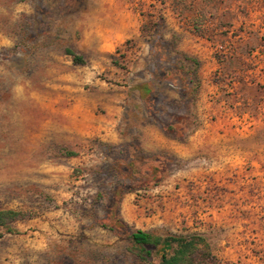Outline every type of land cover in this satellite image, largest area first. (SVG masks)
I'll use <instances>...</instances> for the list:
<instances>
[{
	"label": "rangeland",
	"instance_id": "rangeland-1",
	"mask_svg": "<svg viewBox=\"0 0 264 264\" xmlns=\"http://www.w3.org/2000/svg\"><path fill=\"white\" fill-rule=\"evenodd\" d=\"M8 209L0 264H264V0H0Z\"/></svg>",
	"mask_w": 264,
	"mask_h": 264
},
{
	"label": "trees",
	"instance_id": "trees-1",
	"mask_svg": "<svg viewBox=\"0 0 264 264\" xmlns=\"http://www.w3.org/2000/svg\"><path fill=\"white\" fill-rule=\"evenodd\" d=\"M70 54H73L68 50ZM76 61L81 57L74 55ZM26 215L15 210H0V225L23 219ZM132 244L138 248L143 264H215L207 238L200 233L186 235L161 236L154 232L137 229L130 234ZM169 244V251H162L157 261L153 260V251L161 245Z\"/></svg>",
	"mask_w": 264,
	"mask_h": 264
}]
</instances>
